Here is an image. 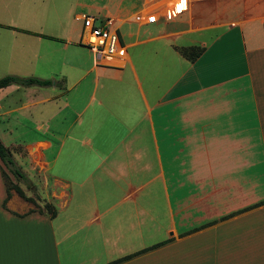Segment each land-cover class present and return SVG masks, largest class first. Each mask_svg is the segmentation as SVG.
Here are the masks:
<instances>
[{
    "label": "crops",
    "instance_id": "crops-1",
    "mask_svg": "<svg viewBox=\"0 0 264 264\" xmlns=\"http://www.w3.org/2000/svg\"><path fill=\"white\" fill-rule=\"evenodd\" d=\"M148 7L156 20L133 19ZM11 10L26 24L0 22V76L52 82L0 87V141L56 211L6 197L0 173V264H264V0H0ZM83 11L117 30L119 67L79 42ZM57 12L77 41L44 32Z\"/></svg>",
    "mask_w": 264,
    "mask_h": 264
},
{
    "label": "built area",
    "instance_id": "built-area-1",
    "mask_svg": "<svg viewBox=\"0 0 264 264\" xmlns=\"http://www.w3.org/2000/svg\"><path fill=\"white\" fill-rule=\"evenodd\" d=\"M143 16L137 12L134 20L154 21L157 13L144 9ZM167 13V11H166ZM169 16V14L167 13ZM80 19L79 42L87 46L94 54L99 65L119 67L124 59L125 47L117 30L111 27L110 21L99 20L94 15L85 13L77 16Z\"/></svg>",
    "mask_w": 264,
    "mask_h": 264
},
{
    "label": "rangeland",
    "instance_id": "rangeland-1",
    "mask_svg": "<svg viewBox=\"0 0 264 264\" xmlns=\"http://www.w3.org/2000/svg\"><path fill=\"white\" fill-rule=\"evenodd\" d=\"M147 9H150V8L148 7ZM84 13H85V11H83V14ZM51 15H53V14L49 13V18ZM64 15H65V13H60V12L55 13L54 17L56 19H59V21H61V23L59 24V26H57L55 28H54V25L51 27H44L43 26L44 32L61 33L63 31H62V29H59V28L63 25V26H65V31L63 34L64 35H72L74 37L73 39L75 40V38H76V41H77L78 35H76V34L78 33V30H77L78 20L70 19V16H68V15L66 17H64ZM9 20L12 21V23L14 25H17V26H20L21 24H26L25 23L26 19H25V17L22 16L21 13H18V12L15 13L14 10H11V11L6 12V13L0 12V22L1 23L7 22ZM69 29H71V30L69 31ZM124 29H125V25H120L119 30L121 33L122 32L125 33ZM7 31H10L9 28H5V27L0 26V36L8 35ZM123 40L125 42V38H123ZM83 50L85 51L88 62H91L92 61V52L87 47H85ZM127 50L128 49L125 48V51H127ZM254 172L258 176V179H260V181L263 182L264 181V166H263V163L261 161H257V164L255 165V171ZM249 175H253V173H247V176H249ZM8 177L10 178L11 176H9V174H8ZM13 182H15L21 188L24 195L32 197L33 201L27 200L24 197L20 196L13 189V187H10V186H8V193H9L8 197L10 195H17L18 197L25 200L29 204L28 208H36L37 205L42 204V199L40 196L41 190L35 186H32L31 180L15 179V181H13Z\"/></svg>",
    "mask_w": 264,
    "mask_h": 264
},
{
    "label": "trees",
    "instance_id": "trees-1",
    "mask_svg": "<svg viewBox=\"0 0 264 264\" xmlns=\"http://www.w3.org/2000/svg\"><path fill=\"white\" fill-rule=\"evenodd\" d=\"M201 50V46L198 45H190V46H181L178 47V51L185 57L192 59L196 56ZM52 81L50 78H40L36 76H20L14 74H4L0 76V87L7 85L9 83H16L22 85H47L50 84ZM0 160L4 167L10 172L15 179H22L26 180L24 173L21 171L19 166L14 161L10 150L0 141ZM1 177L3 179L5 190H6V197L8 196V186L13 187V189L22 197L27 200L33 201V198L30 196L24 195L21 188L13 182L9 177L8 173L1 167L0 168ZM264 200L260 201L263 202ZM3 203V202H2ZM246 208V207H245ZM30 210H36L38 212H46L49 216H53L55 214V207L51 201H43L41 205H37L36 208H31ZM234 211L228 213L232 214ZM211 222V221H210ZM134 253H131L132 255Z\"/></svg>",
    "mask_w": 264,
    "mask_h": 264
},
{
    "label": "bare ground",
    "instance_id": "bare-ground-1",
    "mask_svg": "<svg viewBox=\"0 0 264 264\" xmlns=\"http://www.w3.org/2000/svg\"><path fill=\"white\" fill-rule=\"evenodd\" d=\"M170 9H171V7H170ZM168 10H169V8H168ZM168 10H167V13H168Z\"/></svg>",
    "mask_w": 264,
    "mask_h": 264
}]
</instances>
